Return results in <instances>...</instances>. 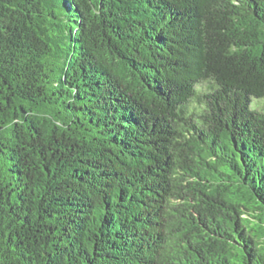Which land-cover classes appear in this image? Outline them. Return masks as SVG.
Wrapping results in <instances>:
<instances>
[{"label":"trees","instance_id":"obj_1","mask_svg":"<svg viewBox=\"0 0 264 264\" xmlns=\"http://www.w3.org/2000/svg\"><path fill=\"white\" fill-rule=\"evenodd\" d=\"M0 264H264V0H0Z\"/></svg>","mask_w":264,"mask_h":264}]
</instances>
